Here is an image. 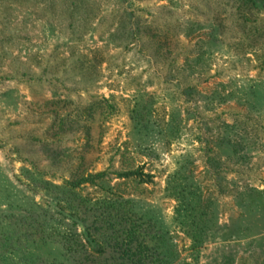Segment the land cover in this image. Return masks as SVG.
Listing matches in <instances>:
<instances>
[{
  "label": "rangeland",
  "instance_id": "374dc122",
  "mask_svg": "<svg viewBox=\"0 0 264 264\" xmlns=\"http://www.w3.org/2000/svg\"><path fill=\"white\" fill-rule=\"evenodd\" d=\"M238 5L236 0H0V214L45 198L34 191L26 169L60 184L76 172L142 166L153 182L127 191L138 210L171 237L179 252L174 264H184L192 261L190 241L173 219L175 201L164 187L168 174L189 161L190 178L214 208L198 264H239L243 257L264 264V240L257 241L264 230L243 236L248 200H264V193L249 190H264V7ZM137 27L170 33L172 54L155 57L147 34L138 38L133 32ZM96 49L105 60L92 84L51 68L71 52L91 57ZM101 98L107 99L102 111L113 105L111 114L97 111L51 136L46 99L85 105ZM138 100L151 102L155 124L174 114L178 136L137 133L129 114ZM71 109H58L60 117ZM209 156L218 163L211 165ZM43 250L50 257L61 252L58 245L35 251Z\"/></svg>",
  "mask_w": 264,
  "mask_h": 264
},
{
  "label": "trees",
  "instance_id": "16d2710c",
  "mask_svg": "<svg viewBox=\"0 0 264 264\" xmlns=\"http://www.w3.org/2000/svg\"><path fill=\"white\" fill-rule=\"evenodd\" d=\"M236 2L239 3L238 9L259 10L264 7V0ZM244 21L246 23L248 17ZM244 25L243 30H246L248 26ZM251 29L252 25L247 36L252 38ZM135 30L133 32L138 38L143 32L147 34V43L153 48L155 57L162 55L167 58L172 54L171 36L167 31L160 35L151 28L140 30L137 27ZM92 53L90 57L71 52L66 59L57 58L51 68L53 72H67L71 78L78 75L80 81L92 84L99 77L98 66L105 60L99 54L100 49ZM69 58H72L71 62H67ZM103 102L107 99L91 100L85 105L70 99H46L43 106L51 108L49 112L53 118L49 126L51 136L56 138L72 128V122L77 124L80 120H90L97 111L111 114L113 105H107L109 109L102 111L105 109ZM69 106L71 111L60 117L58 109ZM152 112V104L148 100H138L131 108L129 118L137 133L145 137L158 134L176 138L178 127L174 114L169 120L155 124ZM71 113L74 119L69 122L67 118ZM55 126L57 129L54 130ZM83 126L88 137L89 128L86 124ZM208 162L211 165L218 163L213 156L208 157ZM188 163L181 162L168 174L164 192L167 198L175 201L173 219L190 241L188 249L192 261L184 264H198L214 208L190 178ZM24 171L34 191L42 192L45 198L42 202L22 205L17 211L0 214V264H174L179 258L168 233L155 218L138 210L137 201L127 191L131 187L134 192H139L142 186L153 182V174L145 172L142 166L76 172L60 184L38 178L28 169ZM87 187L93 191L84 192ZM249 190L256 194L264 193L261 189ZM248 201V221L243 236L256 237L264 230V200L261 198L259 203ZM258 223L262 225L257 227ZM262 240L264 237L260 235L257 241L261 243ZM49 245H58L60 256L50 257L44 250L35 251ZM239 264L252 263L243 257Z\"/></svg>",
  "mask_w": 264,
  "mask_h": 264
}]
</instances>
